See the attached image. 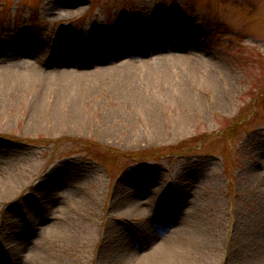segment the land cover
<instances>
[{
	"label": "rangeland",
	"instance_id": "1",
	"mask_svg": "<svg viewBox=\"0 0 264 264\" xmlns=\"http://www.w3.org/2000/svg\"><path fill=\"white\" fill-rule=\"evenodd\" d=\"M160 50L198 67L58 74ZM239 117L241 130L226 137ZM200 134L190 153L145 163L25 142L84 137L128 153ZM1 176L16 186L0 193V264H140L177 215L169 238L180 250L168 264H259L264 0H0Z\"/></svg>",
	"mask_w": 264,
	"mask_h": 264
},
{
	"label": "bare ground",
	"instance_id": "2",
	"mask_svg": "<svg viewBox=\"0 0 264 264\" xmlns=\"http://www.w3.org/2000/svg\"><path fill=\"white\" fill-rule=\"evenodd\" d=\"M152 54L149 56L147 55V57L146 55L135 54L128 59L126 58L124 60H115L113 61V64L103 63L89 67L66 65V67L59 69L58 74L60 79L65 81H86L90 79H102L109 77H122V76L135 75L139 73L148 72L152 69H162V68L196 69L198 67L197 64H194V62H192L189 59L190 57L189 54H184L181 53L180 51L170 50V51L156 52ZM2 66L6 70H11L14 69L15 67L14 65L8 64L7 62H4ZM14 186H16V184L12 183L10 185V182L7 179L3 178L2 176L0 177V193L1 192L3 194L9 193V191L12 188H14ZM178 228L179 226L175 227L173 230L169 231L168 233L160 236L161 242H158V245L156 247L147 250L145 252L146 253L145 256H142L141 254L138 257V262L140 261V264H149V263L168 264L171 254L177 249L180 250V248H178L179 242L175 240H170L169 238V235L172 232L174 233L176 229L178 230ZM37 229H39V227L36 228V233L40 236L54 237L56 235V233L52 231L48 232L44 230L41 232L39 230L37 231ZM187 241H188L187 247L185 248V250L189 249L188 250L189 253L193 252L192 250L193 248L199 249L200 245L197 242L195 236L188 235ZM162 245L165 246L162 247ZM13 246H14L13 242H10L2 248H4L5 250L8 249V254H9V251L14 252ZM25 260L26 262L34 261V259H32L29 255L25 257ZM258 263L264 264V259L259 258Z\"/></svg>",
	"mask_w": 264,
	"mask_h": 264
},
{
	"label": "trees",
	"instance_id": "3",
	"mask_svg": "<svg viewBox=\"0 0 264 264\" xmlns=\"http://www.w3.org/2000/svg\"><path fill=\"white\" fill-rule=\"evenodd\" d=\"M240 119H236L234 122L229 123L224 129V134L228 138H232L234 134H237L243 126L244 119L239 117ZM200 137H191L185 141L176 143L167 151H161V148L151 147L150 150H143L137 152H125L119 149L98 143L92 139L84 138V137H68V136H60L54 139H44L42 137H38L36 139H26L25 142L37 144V145H45V146H53V149L59 151L60 148L65 147L67 144L71 143L72 145H77L82 148L89 156L93 158H97L100 155H109L114 157L126 158L137 161H145V160H158L162 154H174L175 150L178 151L177 154H182L185 151L190 153L193 149H195L200 144Z\"/></svg>",
	"mask_w": 264,
	"mask_h": 264
}]
</instances>
